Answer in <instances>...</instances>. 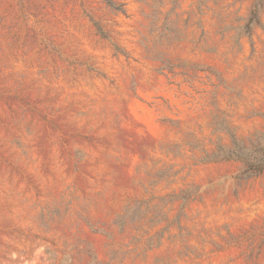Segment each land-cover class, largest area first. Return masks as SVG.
<instances>
[{
  "label": "rangeland",
  "instance_id": "374dc122",
  "mask_svg": "<svg viewBox=\"0 0 264 264\" xmlns=\"http://www.w3.org/2000/svg\"><path fill=\"white\" fill-rule=\"evenodd\" d=\"M111 1L0 0V264H264V0Z\"/></svg>",
  "mask_w": 264,
  "mask_h": 264
},
{
  "label": "trees",
  "instance_id": "16d2710c",
  "mask_svg": "<svg viewBox=\"0 0 264 264\" xmlns=\"http://www.w3.org/2000/svg\"><path fill=\"white\" fill-rule=\"evenodd\" d=\"M103 2L110 7L111 9L121 11V6H115L111 0H103ZM262 0H258V2L253 6L250 14H251V22L257 23V15L259 11V7L261 4ZM247 156V155H245ZM250 157H246L244 160L245 167L242 170L241 174L244 178H249V177H254L260 175L264 171V155L255 160V161H248Z\"/></svg>",
  "mask_w": 264,
  "mask_h": 264
}]
</instances>
